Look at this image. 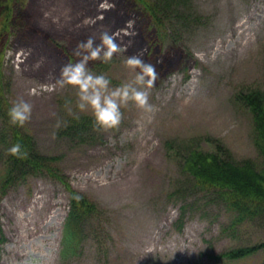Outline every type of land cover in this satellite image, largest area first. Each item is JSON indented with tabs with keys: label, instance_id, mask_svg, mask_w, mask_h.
Masks as SVG:
<instances>
[{
	"label": "rangeland",
	"instance_id": "374dc122",
	"mask_svg": "<svg viewBox=\"0 0 264 264\" xmlns=\"http://www.w3.org/2000/svg\"><path fill=\"white\" fill-rule=\"evenodd\" d=\"M192 4L202 19L175 28L177 34L157 61L163 70L150 88L154 110L144 112L130 101L122 106L118 126L80 143L58 132L73 115L65 98L77 111L75 86L57 83L66 56L74 62L80 58L75 55L82 51L80 41L94 36L99 43L102 32L119 31L123 47L112 60L88 64L113 84L131 79L134 73L124 61L130 55L145 60L146 16L126 0H16L13 8L21 22L0 65L1 91L10 104L18 98L32 103L24 129L42 153L57 156L59 172L97 203L101 214L87 229L81 256L62 262L68 194L48 176H30L0 197L5 237L0 264L263 263V251L236 261L212 258L264 241L263 227L246 224L233 231L227 228L231 215L219 202L204 194L183 200L168 196L179 173L177 154L192 140V147L204 150L212 149L209 141H219L236 161L259 160L251 114L234 96L252 88L264 91V0ZM129 20L135 23L125 34L121 30ZM2 174L0 160V182Z\"/></svg>",
	"mask_w": 264,
	"mask_h": 264
},
{
	"label": "trees",
	"instance_id": "16d2710c",
	"mask_svg": "<svg viewBox=\"0 0 264 264\" xmlns=\"http://www.w3.org/2000/svg\"><path fill=\"white\" fill-rule=\"evenodd\" d=\"M147 19V39L149 49L145 60L156 65V60L166 48L168 42L177 34L175 28L188 27L202 16L197 15L191 0H128ZM16 0H0V65L2 49L15 24L21 17L13 5ZM56 48L66 56L58 45ZM73 57L66 56L67 62ZM160 73L162 66H155ZM1 74V73H0ZM235 101L245 106L252 118V141L259 160H234L231 152L219 141L209 143L211 150L192 147V141L186 143L180 156L179 173L173 191L168 196L183 200L185 196L204 194L212 201L219 202L231 215L227 228L233 231L246 224L264 228V91L252 88L235 94ZM7 102L0 84V160L3 174L0 182V197L8 190L19 186L30 176H48L59 182L68 193L69 209L63 223L60 258L63 262L79 257L84 250L87 229L101 214L98 204L85 193L75 190L58 168L57 156L42 153L34 138L23 126L12 125L7 116ZM71 116V117H69ZM101 131L94 124L90 114H81L79 118L68 115L58 129L61 136L75 142H88L97 138ZM100 137V135H99ZM16 140H20L28 155L20 158L7 151ZM168 151L171 143H167ZM185 209V207H181ZM184 213L180 216V224ZM4 236L0 227V243ZM102 245L103 249H107ZM258 251L264 252V241L247 246H237L212 255L215 260L236 261L247 258ZM264 264V260L263 263Z\"/></svg>",
	"mask_w": 264,
	"mask_h": 264
},
{
	"label": "clouds",
	"instance_id": "9594fccd",
	"mask_svg": "<svg viewBox=\"0 0 264 264\" xmlns=\"http://www.w3.org/2000/svg\"><path fill=\"white\" fill-rule=\"evenodd\" d=\"M134 23V20L126 21L128 27L121 31L131 34L129 29ZM118 35L119 31H104L100 35L99 43L94 36H88L80 41L77 49L82 51L75 53L80 58L65 63L57 81L60 86H75L77 111L70 107L72 100L65 98L64 104L69 105L68 111L76 118L81 114H90L95 126L101 129L118 126L124 115L122 106L130 101L144 112L154 110V105L150 102V88L155 84L158 72L153 63L138 55L128 56L124 63L131 68L134 75L119 84H113L112 78L105 72H94L88 64L89 60L96 59L104 63L111 61L114 53L123 47L117 40ZM32 110L33 105L29 100L15 99L7 109L8 120L12 125L23 126L31 119ZM7 151L20 158L28 155L20 140L12 143Z\"/></svg>",
	"mask_w": 264,
	"mask_h": 264
}]
</instances>
